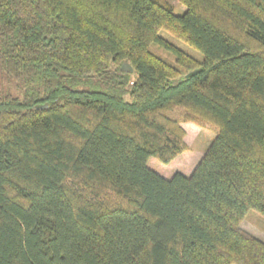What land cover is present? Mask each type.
I'll list each match as a JSON object with an SVG mask.
<instances>
[{
	"label": "trees",
	"instance_id": "1",
	"mask_svg": "<svg viewBox=\"0 0 264 264\" xmlns=\"http://www.w3.org/2000/svg\"><path fill=\"white\" fill-rule=\"evenodd\" d=\"M179 2L0 0V70L39 86L0 94V264H264V0ZM176 107L216 130L165 177Z\"/></svg>",
	"mask_w": 264,
	"mask_h": 264
},
{
	"label": "rangeland",
	"instance_id": "2",
	"mask_svg": "<svg viewBox=\"0 0 264 264\" xmlns=\"http://www.w3.org/2000/svg\"><path fill=\"white\" fill-rule=\"evenodd\" d=\"M163 1L171 4L175 13H182L185 9V6L181 4L179 0ZM159 34L161 37L165 38L175 46L179 47L187 54L195 57L197 60H203V55L200 51L186 44L182 40L178 39L170 32L164 29H160ZM149 48L157 55L164 58L166 61L175 64L174 55L169 51L158 46L156 43H151ZM123 69L129 71L130 77H135L134 72L129 70L130 68L127 64L123 65ZM90 86L91 84L89 85V83L85 82L82 84H78L75 87L80 89ZM30 87L38 88L39 86L37 83L22 82L21 80L6 75L0 70V94L10 93L13 96L21 98L25 90ZM185 113L186 112L182 107H176L168 111L169 115L177 117L181 120V124L185 129L184 141L188 146L187 150L177 155L172 161L167 164L159 162L154 157H150L148 159V164L150 163V166H152L157 172H159L165 177H169L173 172H175L176 166L177 168L180 167V169L185 173H188L190 170H192V168L198 162V160L204 153L205 148L207 147V145L215 134L216 129L212 124L208 122H196L193 120H185ZM240 225L246 231L252 233L254 236L264 241V215L260 214L257 210L253 208L248 209L245 217L240 222Z\"/></svg>",
	"mask_w": 264,
	"mask_h": 264
}]
</instances>
